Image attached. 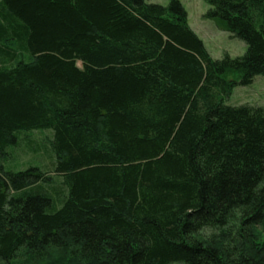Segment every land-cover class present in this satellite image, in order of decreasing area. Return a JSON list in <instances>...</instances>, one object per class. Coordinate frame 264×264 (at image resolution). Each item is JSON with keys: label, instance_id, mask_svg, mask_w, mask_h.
<instances>
[{"label": "trees", "instance_id": "obj_1", "mask_svg": "<svg viewBox=\"0 0 264 264\" xmlns=\"http://www.w3.org/2000/svg\"><path fill=\"white\" fill-rule=\"evenodd\" d=\"M147 1L0 0V159L43 130L54 158L0 166V264H264V107L224 104L264 0H204L246 44L218 60Z\"/></svg>", "mask_w": 264, "mask_h": 264}, {"label": "rangeland", "instance_id": "obj_2", "mask_svg": "<svg viewBox=\"0 0 264 264\" xmlns=\"http://www.w3.org/2000/svg\"><path fill=\"white\" fill-rule=\"evenodd\" d=\"M171 0H148L150 4L166 6ZM187 13V23L191 30L202 41L210 57L214 60L227 54L230 57L242 56L246 52V44L238 38H233L216 25L215 21L206 19L205 13L210 6L204 0H178ZM236 79V75L229 79ZM228 106H259L264 107V76L257 75L248 85L237 84L230 95L224 99ZM31 143L24 140L16 148L9 149L11 156L6 160L0 159V166L5 170L18 171L30 166L41 169L49 167L54 160L50 154L49 142L52 136L51 130L32 131ZM37 146L38 148H35ZM60 179L55 186L58 187ZM64 192V188H63ZM181 264V263H175Z\"/></svg>", "mask_w": 264, "mask_h": 264}]
</instances>
